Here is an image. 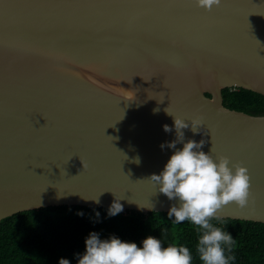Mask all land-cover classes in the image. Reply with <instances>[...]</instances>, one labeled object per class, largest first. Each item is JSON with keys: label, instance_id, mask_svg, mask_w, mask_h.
Wrapping results in <instances>:
<instances>
[{"label": "water", "instance_id": "obj_1", "mask_svg": "<svg viewBox=\"0 0 264 264\" xmlns=\"http://www.w3.org/2000/svg\"><path fill=\"white\" fill-rule=\"evenodd\" d=\"M227 88L264 96V0H0V221L115 196L167 213L145 179L179 117L185 141L248 170L247 206L216 216L264 224V116L225 108Z\"/></svg>", "mask_w": 264, "mask_h": 264}, {"label": "clouds", "instance_id": "obj_2", "mask_svg": "<svg viewBox=\"0 0 264 264\" xmlns=\"http://www.w3.org/2000/svg\"><path fill=\"white\" fill-rule=\"evenodd\" d=\"M195 3L210 11L219 6L221 0H195ZM202 125L201 118L194 119L190 130L195 135ZM163 128L166 133L175 129L176 138L160 145L161 150H173L172 154L158 174L153 173L145 180L169 201H176L167 212L173 224L188 221L196 227L199 236L195 251L200 264H230L234 257L226 252L234 244V239L210 220L215 218L222 224L223 220L216 213L230 203L247 206L250 194L248 170L232 164L227 157L213 159L210 151H203L204 139L185 141L183 129L189 128V124L179 117H174L172 127L164 125ZM178 144L182 147L178 148ZM135 162L138 164L139 158ZM120 200L115 196L106 210V218L123 211ZM95 201L99 202L98 199ZM78 215L84 213L81 211ZM95 217L99 222V211H95ZM84 246L82 253L75 254L76 264H193L194 259L189 247L177 244L164 247L161 240L152 235L144 238L138 246L136 242L124 241L115 235L102 239L93 231L85 238ZM58 264H70V261L60 258Z\"/></svg>", "mask_w": 264, "mask_h": 264}, {"label": "trees", "instance_id": "obj_3", "mask_svg": "<svg viewBox=\"0 0 264 264\" xmlns=\"http://www.w3.org/2000/svg\"><path fill=\"white\" fill-rule=\"evenodd\" d=\"M209 97V95H207ZM223 106L252 116H264V96L244 89L222 90ZM107 208L81 206L47 207L14 214L0 221V264H58L66 258L76 264V253L84 251L90 232L102 239L115 235L124 241L140 242L149 235L162 246L185 245L193 253V264H200L195 248L199 233L188 221L173 224L165 212L122 211L107 217ZM84 215H78L79 212ZM95 211L100 212L99 222ZM215 218L210 222L228 231L234 244L227 255L230 264H264V224Z\"/></svg>", "mask_w": 264, "mask_h": 264}]
</instances>
